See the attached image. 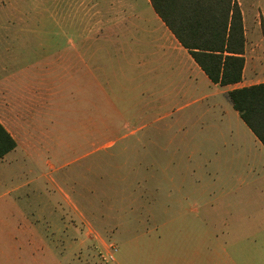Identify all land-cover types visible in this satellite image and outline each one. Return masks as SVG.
<instances>
[{
  "label": "rangeland",
  "instance_id": "obj_1",
  "mask_svg": "<svg viewBox=\"0 0 264 264\" xmlns=\"http://www.w3.org/2000/svg\"><path fill=\"white\" fill-rule=\"evenodd\" d=\"M154 15L148 0H0V76L50 91L43 112L15 111L33 149L1 176L0 264H209L202 210L178 203L197 188L186 182L187 194L173 188L155 204L153 186L139 189L137 171L123 168L137 166L126 160L140 153L139 136L164 123L142 112L118 28L155 27ZM94 59L107 77H94Z\"/></svg>",
  "mask_w": 264,
  "mask_h": 264
},
{
  "label": "crops",
  "instance_id": "obj_2",
  "mask_svg": "<svg viewBox=\"0 0 264 264\" xmlns=\"http://www.w3.org/2000/svg\"><path fill=\"white\" fill-rule=\"evenodd\" d=\"M234 1L242 13L245 35L242 81L234 85L213 84L153 9L157 26L118 28L122 37L117 45L122 47L119 51L125 67L137 72L130 81L136 83V92L143 98L142 112L154 114L156 123H164L155 130L154 138L139 136L140 153L126 160L137 166L126 164L123 168L137 171L139 189L153 186L155 204H162L164 192L173 188L187 194L186 182L197 188L194 197L183 195L178 203L202 210V238L208 243L204 258L210 259L209 264L212 257L217 258V264H264V146L228 97L234 89L264 83V5L261 0H250L249 5L247 0ZM245 10L254 18L251 28ZM38 14H46L51 21L49 9ZM54 31L66 34L61 27ZM104 54L110 56L109 51ZM103 63L94 59V77H100L99 73L107 77V64ZM22 81L0 76V124L16 142V148L0 160L4 172H0V184L1 176L12 177V163L33 149L22 140L25 137L27 141L29 133H21L24 129L15 111L43 112L50 92L40 90L38 94L33 82L24 85ZM165 134L169 135L166 141L158 138ZM149 146H154L153 153ZM66 229L65 224H59V233ZM212 242L217 252L212 250Z\"/></svg>",
  "mask_w": 264,
  "mask_h": 264
},
{
  "label": "trees",
  "instance_id": "obj_3",
  "mask_svg": "<svg viewBox=\"0 0 264 264\" xmlns=\"http://www.w3.org/2000/svg\"><path fill=\"white\" fill-rule=\"evenodd\" d=\"M180 45L213 84L242 81L245 35L234 0H149ZM233 109L264 146V83L228 93ZM16 142L0 124V160Z\"/></svg>",
  "mask_w": 264,
  "mask_h": 264
}]
</instances>
